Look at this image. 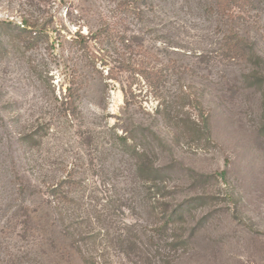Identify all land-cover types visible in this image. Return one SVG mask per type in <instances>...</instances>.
I'll list each match as a JSON object with an SVG mask.
<instances>
[{"label": "rangeland", "instance_id": "rangeland-1", "mask_svg": "<svg viewBox=\"0 0 264 264\" xmlns=\"http://www.w3.org/2000/svg\"><path fill=\"white\" fill-rule=\"evenodd\" d=\"M235 11L0 0V20L46 27L30 51L17 29L0 33V264H264V0ZM232 29L248 57L228 54ZM168 63L158 87L139 73ZM73 81L76 113L65 104ZM195 99L209 141L176 127L177 116L200 119ZM131 133L169 166L163 183L137 175L118 139ZM65 180L67 202L51 192ZM165 210L178 215L162 229Z\"/></svg>", "mask_w": 264, "mask_h": 264}, {"label": "trees", "instance_id": "trees-1", "mask_svg": "<svg viewBox=\"0 0 264 264\" xmlns=\"http://www.w3.org/2000/svg\"><path fill=\"white\" fill-rule=\"evenodd\" d=\"M251 0H215V5L223 14V16H233L236 13V9H243L245 6L250 4ZM17 29L16 37L19 44H22L27 51L35 49L40 43L41 38L46 33V27L43 24H39L38 21L32 18H24L20 24L14 23L12 20H0V33H8L9 30ZM91 38L79 33V37L75 39L76 42L84 49L88 47ZM226 49L228 54H231L235 57L246 58L249 56V51L246 44L242 39L238 38L237 33L232 29L231 33L226 37L225 41ZM256 55L255 52H252ZM257 56V55H256ZM158 60V59H155ZM129 66V65H125ZM174 69V65L168 63L163 65L161 68H147L143 65L139 69V73L145 78L146 81L152 83L154 86L158 87L159 84L165 80L168 76V72ZM75 86H70L67 96L65 98V104L68 106V109L72 113L78 112V99L80 97L81 87L76 82H72ZM195 106L200 110V119H193L190 116L178 117L176 127L181 130V132L188 139L195 140H204L209 141L212 138V130L210 125V115H206L205 109L202 103L195 99ZM167 106L164 110L165 113H168ZM179 118V119H178ZM153 140L157 144L163 146L164 148L171 151V147L168 145V142L155 130H152ZM120 143L123 145V148L126 152L136 161V173L140 175L143 180L147 183L158 184L163 183L165 178L168 175L169 166H157L156 160L154 159L153 152L147 149L145 146H140L135 141V135L130 134V136H119ZM132 140V142H129ZM222 176L225 175V172L221 173ZM201 178L208 177L205 174H199ZM71 182V181H70ZM69 183V181H63L58 184L56 187L51 188L52 196L54 198L62 197L67 202L69 200V194L71 193L70 189L66 190L64 184ZM159 191L163 192L162 188H158ZM178 215V212L175 210L168 211L165 210L163 213V224L162 229H166L170 223H175V217ZM181 215V213H179Z\"/></svg>", "mask_w": 264, "mask_h": 264}]
</instances>
